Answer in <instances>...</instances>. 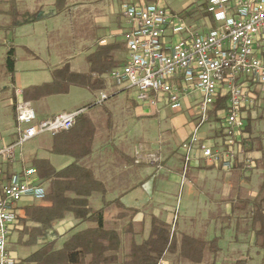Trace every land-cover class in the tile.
<instances>
[{
    "label": "crops",
    "instance_id": "obj_1",
    "mask_svg": "<svg viewBox=\"0 0 264 264\" xmlns=\"http://www.w3.org/2000/svg\"><path fill=\"white\" fill-rule=\"evenodd\" d=\"M55 1L0 0L4 7L0 9V18H10L5 19L3 28L0 26V32L7 29L9 34L7 38L0 34V49H14L13 71L9 80L0 84V147L15 139V106L22 100V91L50 83L52 70L67 64L74 73H86L87 56L98 47L115 44L117 48L112 55L117 67L125 63L124 42L129 27L121 14L122 4L166 7L199 34L215 26L214 19L204 16L200 8L204 2L208 5V0L185 4L180 10L167 0H63L61 11H57ZM184 10L193 13L183 16ZM178 38L167 33L164 42L174 43ZM102 78L105 88L101 91L92 93L70 87L66 94L28 103L34 105L35 123L78 111L91 122L94 129L91 153L78 164L91 170L105 187L104 196L94 193L88 202L93 210L104 209L105 228L118 232L119 262L126 260L132 242L139 245L148 238L152 217L171 228L175 216L173 234L177 247L165 255L169 264H235L239 260L264 264V252L256 245L255 231L259 225L253 227L252 221L264 189V107L248 113L237 138L243 145L244 158L252 161V167L237 162L231 171L225 172L197 159L191 162L181 185L182 146L195 124L189 109L200 98L199 94L185 96L181 111L168 107L153 109L137 103L136 92L126 85H115L108 74ZM101 94L106 96L102 101ZM200 136L203 142L216 145L221 136L218 124L204 126ZM53 139L50 134H42L27 141L29 145L21 148L22 161L14 168L0 167V176L6 175L7 167L11 173L24 165L32 166L35 160L49 162L56 171L74 163L71 156L51 152ZM149 154L159 156L160 162H136L137 156L144 158ZM42 181L47 189V182ZM39 203L41 200L24 198L18 218L23 217V208ZM129 210L137 213L123 214ZM25 226L37 227L32 223ZM23 227V223L17 226L7 246L18 264H29L24 260L45 243L54 242L55 248L60 249L71 234L93 228L94 224H80L67 214L32 246L26 244L27 236H21ZM183 236L207 244L216 240L217 244L212 249L206 246L201 256H183L179 242Z\"/></svg>",
    "mask_w": 264,
    "mask_h": 264
},
{
    "label": "built area",
    "instance_id": "obj_2",
    "mask_svg": "<svg viewBox=\"0 0 264 264\" xmlns=\"http://www.w3.org/2000/svg\"><path fill=\"white\" fill-rule=\"evenodd\" d=\"M120 9L129 27L125 35L127 54L125 63L113 69L108 79L134 90L136 102L153 109L181 111L185 96L199 94L189 109L195 124L182 146L181 185L191 162L197 159L225 172L237 162L252 167L237 138L247 113L264 104V0H208L206 10L215 26L203 34L157 4H122ZM167 33L178 36V40L164 42ZM105 98L101 94L100 101ZM219 99L225 100L218 121L221 136L216 145H209L200 134ZM80 113L60 114L35 123L30 103L19 101L15 106V139L0 147V167L14 168L22 161L24 143L42 134L54 136L68 131ZM141 160L160 162L154 154L137 156L136 162ZM45 195L46 187L32 166L24 165L9 176H0V264H18L7 246L18 226L21 201L42 200ZM175 220L174 216L171 232ZM164 256L156 264H169Z\"/></svg>",
    "mask_w": 264,
    "mask_h": 264
},
{
    "label": "trees",
    "instance_id": "obj_3",
    "mask_svg": "<svg viewBox=\"0 0 264 264\" xmlns=\"http://www.w3.org/2000/svg\"><path fill=\"white\" fill-rule=\"evenodd\" d=\"M206 5V2L201 4V11L204 12V16H208L213 21L212 15L206 12ZM63 6V0L55 1L57 11H61ZM192 13L193 10L181 12L183 16H190ZM13 14L11 11V15ZM12 24H15L14 20ZM124 45L126 48L125 42ZM116 48V44L98 47L93 54L87 56L89 70L86 73H74L67 64L52 70L51 82L24 89L22 100L30 102L51 95L66 94L70 87L82 88L92 93L103 90L105 80L102 76L118 68L112 55ZM6 63L12 73L13 48L7 51ZM215 106L216 110L225 109V100L219 99ZM93 134L94 129L91 122L80 114L71 129L54 135L51 147L52 153L71 156L75 160L74 163L56 171L47 161H33L32 167L38 177L47 182V189L41 203L23 208L21 219L24 227L21 236H27L28 246L35 245L46 230L51 229L55 222L63 219L67 214H71L80 224L91 223L94 227L71 234L60 249L55 248L54 242L41 245L24 262L29 264H156L164 254L176 250L177 240L171 233V228L160 219L152 217L148 238L139 245L132 242L126 260L119 262L117 257L120 250L118 232L105 228L104 209L93 210L88 202L89 197L94 193L104 196L105 187L94 178L91 170L78 164L91 153ZM5 174L10 175L9 167L6 168ZM116 204L121 210H125L119 202ZM104 205H106L105 202ZM124 212L123 214L129 213L131 216L137 213L135 210ZM252 221L253 227L259 225V229L255 231L256 245L264 252V189L261 191L258 205L253 212ZM26 223L35 224L37 227H27ZM216 244V240L207 244L183 236L180 241V252L183 256L189 254L201 256L206 246L212 249L216 247ZM235 264L247 263L239 260Z\"/></svg>",
    "mask_w": 264,
    "mask_h": 264
},
{
    "label": "rangeland",
    "instance_id": "obj_4",
    "mask_svg": "<svg viewBox=\"0 0 264 264\" xmlns=\"http://www.w3.org/2000/svg\"><path fill=\"white\" fill-rule=\"evenodd\" d=\"M196 1L197 0H167V2L172 3L171 6L174 7V9H177V10H180L181 8H183L182 6H184L185 4H190L191 2L195 3ZM3 8L4 7L0 5V9H3ZM5 19L8 20L10 18H0V26L2 28L5 26ZM6 30L7 29H4V30H1V32H0L1 35H6L5 38H7L9 36L8 31H6ZM6 54H7V50L4 49V48L3 49L1 48L0 49V84L4 80H7V79L9 80L10 75H11V72L9 71V68L7 66V63H6ZM262 106L264 107V104ZM32 107H34V105H32ZM221 112H222V109L216 110V106H214V108H213V110H212V112L210 114L211 117H209V122L207 123V125L210 124V123L211 124H218L219 116H220ZM193 122H195V120H193ZM207 125H205V126H207ZM28 145L29 144L26 142L23 146L26 147ZM22 223L24 224L23 220L22 219L21 220L19 219L18 226L19 225L21 226ZM171 233H173V232H171ZM121 249H124V246L123 245H122ZM164 258H165V256H164Z\"/></svg>",
    "mask_w": 264,
    "mask_h": 264
}]
</instances>
